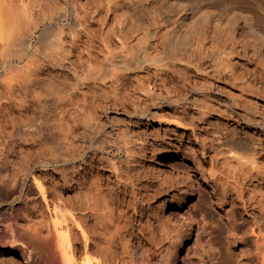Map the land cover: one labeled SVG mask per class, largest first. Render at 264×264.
I'll return each instance as SVG.
<instances>
[{"label":"bare ground","instance_id":"6f19581e","mask_svg":"<svg viewBox=\"0 0 264 264\" xmlns=\"http://www.w3.org/2000/svg\"><path fill=\"white\" fill-rule=\"evenodd\" d=\"M145 1L151 10L136 42L121 20L115 38L95 45L82 39L93 11L83 0H0V264H180L201 232L208 238L191 264H220L211 219L196 218L206 208L178 218L199 187L226 222L238 264H264V119L232 107L226 122L250 129L215 123L219 81L206 68L226 65L227 48L189 44L193 32L178 12ZM125 2L133 13L132 0H108L107 12ZM57 65L73 75L62 88L44 75ZM153 66L160 76L141 80ZM134 77L142 82L120 90ZM99 84L114 89L104 102L89 90ZM111 107L182 130L165 139L162 162L185 177L186 193L172 180L145 179L137 152L163 139L155 133L148 145L123 127L111 139L102 121ZM179 154L188 166L173 162Z\"/></svg>","mask_w":264,"mask_h":264},{"label":"rangeland","instance_id":"374dc122","mask_svg":"<svg viewBox=\"0 0 264 264\" xmlns=\"http://www.w3.org/2000/svg\"><path fill=\"white\" fill-rule=\"evenodd\" d=\"M83 1L93 11L91 12L92 17L90 18L91 25L89 33H83L82 39L84 42L89 41L95 45L103 44L104 40L107 41L111 36L115 38V33L113 32H116V30L118 31L121 20L130 22L128 26L130 40L133 41L132 43L136 42L138 38L135 37V35L137 33L136 31L139 30L136 24L140 23V27H145V19H147V14H149L151 10L150 7L145 5V0H132L136 4L133 13L129 10L130 7H128L126 2L123 4L121 3L118 5L119 8L114 14L112 11H110V13L107 12L105 5L108 0ZM160 1L163 8L178 12L183 21H186L187 28L193 32L192 37L189 39V44H197L202 47L222 45L227 48L229 52V61L226 65L217 66L216 62H214L213 64L209 63L206 68L214 75V80L219 81V85L213 88L214 90L212 89L213 91L211 93L213 97L216 99L218 98L217 100H221L220 102H222V106L224 107H222L221 113L219 114L220 119L216 121L215 118H213L214 122L232 128L240 126V128L250 129L251 127L245 125L242 121H240L239 124L234 121L226 122L225 115L231 114L229 109L232 107L241 113V117L253 115L257 117L258 122H262L259 117L264 119V0ZM183 9L186 10L184 11ZM141 35L142 34H140V36ZM199 55H202L205 59L211 57L206 53ZM99 66L100 65H96L97 68ZM71 72L69 67L57 65L48 67L44 75L47 79L54 82L55 87L62 88L64 82L67 80L66 78H72L73 75ZM157 73H159V71H156L155 66H153L148 74H145V71H143L140 77L141 80L145 81V75L155 78L160 76ZM100 82L104 81L101 80ZM137 82L142 81L138 80L136 77L129 78L127 81L122 82L124 89L123 87L121 88V85L119 86L121 88L120 90L132 89L136 86ZM130 85H133L132 88L128 87ZM89 90L96 93L98 97L101 98L102 102L105 101L104 98H106L107 95L114 92L112 91L114 90L113 88H109L108 85L106 87L102 84L96 85V87ZM143 105H145V103H143ZM238 107H240V109ZM131 108L132 107H111L106 111V115H102L103 123H105L107 129L113 133L111 139L116 137V130L123 127L126 128L128 134L135 139L137 138L139 140L145 137L143 139H145V141L148 140L149 145V141L152 142V139L156 137L155 133H159L163 142L160 140L156 147H147V150H145L146 152H137L141 160L140 165L145 174V179L153 178L155 182L159 180H172L177 188L180 189V192L186 193L188 184L185 177L179 174L176 175L175 178V174L173 175L170 168L164 164L166 160L162 162V157H164L162 155L164 152L167 153L170 151L169 148L171 144L169 140L165 141V139H168L169 135L179 136L182 130L179 128L180 130L171 129L165 132L164 129L167 126L160 127L156 119L139 117ZM43 117L46 121L43 122L42 126L47 127L50 119L47 114L43 115ZM262 127L264 128L263 124ZM55 133H59L58 128L55 130ZM261 133L263 135L262 139L264 144V130ZM182 139L188 153L193 155V137L184 134L182 135ZM138 140L137 144L139 145L140 142ZM103 154L104 156L102 157L105 159L110 156L107 152ZM121 155L123 154L119 156ZM173 162H177L179 166H188L186 157L180 154ZM199 188L200 190L196 192L194 197V205H190L181 210L182 213L178 214L180 215L178 218H182L181 220L187 219L189 215H194L200 207H205L206 211L203 212L204 214L197 215L196 218L201 220L205 214H208V218L211 219V222L207 225L210 227V231L212 228L213 233L211 234V238L218 252L220 264H238L236 255L227 242L226 222L220 217L217 209L208 202L210 199L208 190L203 187ZM204 200H207V202L205 203ZM153 202L156 201L154 200ZM171 207L172 206L167 207L163 212L168 214ZM175 219L176 218L173 220L175 221ZM184 223L185 222L182 221V224ZM207 238V233L203 232L200 233L198 241H196L195 238H191L190 244L187 243L188 246L190 245L188 255L184 257V254L180 251V264H191V260L198 257V252L201 250L200 244L204 243Z\"/></svg>","mask_w":264,"mask_h":264}]
</instances>
